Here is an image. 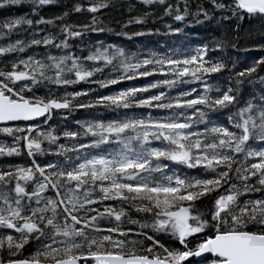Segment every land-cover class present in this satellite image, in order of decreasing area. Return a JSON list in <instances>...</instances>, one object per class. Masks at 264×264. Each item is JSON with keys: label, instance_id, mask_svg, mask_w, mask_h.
Wrapping results in <instances>:
<instances>
[{"label": "snow or ice", "instance_id": "obj_1", "mask_svg": "<svg viewBox=\"0 0 264 264\" xmlns=\"http://www.w3.org/2000/svg\"><path fill=\"white\" fill-rule=\"evenodd\" d=\"M17 3L0 0V7ZM138 3L136 15L116 21V36L151 33L125 30L150 16L203 24L219 11L216 20L247 15L264 21V0H210V9L199 0ZM52 5L56 13L41 14ZM135 7L129 0H31L35 19L0 24V37H8L0 57L15 54L0 59V133L11 137L0 142V156L25 158L0 166V264H264V75L257 72L264 55L221 87L206 82L207 75L231 70L221 59L205 58L209 43L141 55L90 36L114 31L101 19L106 12ZM74 14L84 19L70 20ZM25 25L27 39L11 38ZM227 46L225 39L211 41L217 50ZM252 47L264 52V38ZM106 67L110 74L93 78ZM136 77L153 79L95 93L87 103L76 98L91 88L66 90L80 81L104 88ZM191 81L200 82L201 91L169 92ZM245 85L253 89L246 96ZM94 106L167 114L77 121V130L59 136L48 125L54 110ZM113 141L119 148L91 151ZM45 153L54 158L40 159Z\"/></svg>", "mask_w": 264, "mask_h": 264}, {"label": "trees", "instance_id": "obj_2", "mask_svg": "<svg viewBox=\"0 0 264 264\" xmlns=\"http://www.w3.org/2000/svg\"><path fill=\"white\" fill-rule=\"evenodd\" d=\"M117 3L120 0H116ZM130 3L136 7L132 11H126L122 8H117L112 11L105 13V16L101 17L114 31L105 32L103 35L100 33H91L90 36L95 37L96 39L102 40L105 44H116L119 47H123L126 51V54L138 53L141 55H148L151 52H157L162 54H169V49L178 50L179 52H184L185 50H192L201 46L204 43H209L210 50L206 54V59H221L227 65L231 71L222 70L218 73H211L207 75V81L210 85H219L221 87L227 86L229 82V76L235 72L241 71L243 67L251 64L254 58H258L260 55H264V52L259 51L252 47L253 43L261 41L264 38V21L258 17H248L244 16L243 19H237L235 17L229 16L227 20L220 19L216 20L215 17L219 16V11L212 12L213 22H205L203 24L196 23H184L173 22L169 17H163L162 19H157L153 16L147 18V22L144 25L131 24L128 25L125 30L127 31H143L146 27L152 28L153 31L149 34L142 36H134L131 39L124 36H116L115 32L119 31L118 24L116 21H122L127 19L129 16L136 15L140 9L138 0H129ZM196 2V0H193ZM209 9L211 8L210 0H199ZM219 2V0H218ZM58 8L56 5L46 6L41 14L46 17L56 13ZM17 16H24L26 18L35 19L36 16L31 12V0H20V3L17 4H8L4 7H0V24L6 20H11ZM72 21H80L84 19L83 16L79 14H74L69 17ZM191 20V17L188 18ZM166 24H172L173 27H181L180 32H171L165 26ZM46 27V26H41ZM155 29H159L156 31ZM51 31H57L56 27L53 26ZM31 32L29 26H22L19 29L15 30L11 34V38H24L27 39ZM43 35V32L40 33ZM213 38L216 39H225L228 41L229 46L225 47L223 50H217L211 48V41ZM8 37H0V44L6 43ZM87 43H92L91 40H88ZM232 43L236 44L235 48H232L230 45ZM43 50L42 48L40 49ZM94 51V47L92 48ZM32 49H27L25 54H30ZM54 54L55 50H53ZM88 51L85 50L82 52V55H87ZM15 54H8L5 57H0V59H10ZM92 63V62H89ZM257 72L260 75H264V68H258ZM105 74H110V68L106 67L103 73L94 74V79H103ZM153 79V77H136L132 80H123L118 84L108 85L107 87H99L95 83H88L87 81H80L76 84L69 86L66 90L71 92L73 90H81L85 88H91L93 91L90 92L87 96L77 97L76 100L87 103L95 93L100 94H109L111 92L118 91L124 87L128 86H140L142 83ZM234 81L235 76L232 75ZM55 90L57 95H62L65 90L63 87H57L51 85ZM195 87L198 91H201L200 82L191 81L187 84H177L173 89L169 90L172 95H175L178 91L186 90L188 88ZM260 85L257 83L255 89L259 90ZM253 89L247 85L242 88V95H247L248 92H251ZM152 91H155L153 89ZM210 94H215L214 90ZM151 113L153 116H162L167 114V110H158V109H148L146 107H133L128 108H117V107H86V108H76L70 107L67 111H54L52 117L48 121V125L53 127V131L56 135L59 136V133L62 130H77L80 125L77 124V121H93V120H103L105 122L109 120H119L123 119L126 116H147ZM223 119V117H220ZM85 142L87 138H84ZM0 142H11V137L0 133ZM60 143H65L68 147H71V142L66 140L64 137H60ZM47 142L42 143V147H47ZM54 147V146H53ZM114 148H119V144L113 141L110 144L101 145L99 148L91 151H111ZM72 155V153H68ZM54 158L50 157L47 153L40 159H49ZM62 158V157H61ZM24 157H9V156H0V166L9 164V163H23ZM166 163H169L165 161ZM169 166L173 165L169 163ZM183 168V166H179ZM189 173H195V169L187 170ZM200 210L204 211V208L200 206ZM25 254L27 255L32 251V242L29 241V244L25 245ZM0 254H3L0 252Z\"/></svg>", "mask_w": 264, "mask_h": 264}, {"label": "water", "instance_id": "obj_3", "mask_svg": "<svg viewBox=\"0 0 264 264\" xmlns=\"http://www.w3.org/2000/svg\"><path fill=\"white\" fill-rule=\"evenodd\" d=\"M67 110H69V109H59V110H54V111H67Z\"/></svg>", "mask_w": 264, "mask_h": 264}, {"label": "rangeland", "instance_id": "obj_4", "mask_svg": "<svg viewBox=\"0 0 264 264\" xmlns=\"http://www.w3.org/2000/svg\"><path fill=\"white\" fill-rule=\"evenodd\" d=\"M4 135H7V134H4Z\"/></svg>", "mask_w": 264, "mask_h": 264}]
</instances>
